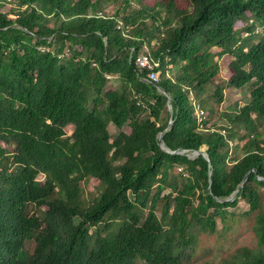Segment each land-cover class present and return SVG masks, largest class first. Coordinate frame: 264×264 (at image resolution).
Instances as JSON below:
<instances>
[{
    "label": "trees",
    "instance_id": "1",
    "mask_svg": "<svg viewBox=\"0 0 264 264\" xmlns=\"http://www.w3.org/2000/svg\"><path fill=\"white\" fill-rule=\"evenodd\" d=\"M259 27L264 0H0V264H178V249L213 234L240 200L255 243L193 264H264ZM111 75L121 90L106 86ZM223 85L247 101L219 110ZM190 91L217 102L201 121ZM162 132L188 152L164 150ZM197 150L208 158L188 155ZM180 167L185 182L172 175Z\"/></svg>",
    "mask_w": 264,
    "mask_h": 264
},
{
    "label": "rangeland",
    "instance_id": "2",
    "mask_svg": "<svg viewBox=\"0 0 264 264\" xmlns=\"http://www.w3.org/2000/svg\"><path fill=\"white\" fill-rule=\"evenodd\" d=\"M258 29L262 34L264 33V29H262L261 27H259ZM50 49L53 50V47ZM76 49L79 50V47H76ZM72 55H73V51L69 48V46H66V48H64V50L61 53L62 58L65 60L72 57ZM231 59L232 58L230 55H224L222 58L218 60V63L221 66V73L225 77H228L229 75L227 66L231 61ZM168 69L177 70L175 69V67L173 68L172 66H169ZM171 74L172 72L167 71L168 76H171ZM160 77H161V73H158V78L160 79ZM106 86L121 90V81L119 76L116 75L109 76V80ZM212 88H215V85H213ZM223 90H224V100L222 101L221 104H219L220 107L219 110H223L229 107H234L237 104L239 106H242L248 99V92L245 89H239L236 87H229L227 85H223ZM189 99L195 108L196 116L198 119H201L202 117L206 118L207 116V111H206L207 108L205 107L206 105L207 107L211 105L218 106L215 99H212L209 96L207 98V101L209 103L207 104V102L205 101L206 105L203 104L200 101V98H197L196 93L193 91H190ZM198 106L203 110V113L200 112ZM166 120L170 121V116L168 117L166 114H164L161 123H163ZM73 128H74L73 125H69L67 127L68 132L72 133ZM124 130L130 131V128L128 126H125ZM110 131L112 135L116 136L119 130L113 123H111ZM2 144L9 151V153L12 154L14 145H9L5 142H2ZM239 148H240L239 144L232 143L229 157L230 158L234 157L239 152L240 150ZM172 175L180 176V179L184 182L188 178L187 173L182 171L181 167L178 168L175 172H173ZM38 179L44 181L45 176L39 175ZM97 188L98 186L93 182L85 183L84 185L85 195L89 196L91 193L97 191ZM161 207L162 205H160L158 209L159 215H161ZM227 210H228V214L226 215L227 217L225 220H223L221 217H218L217 228L213 234L201 235L198 238L196 244L192 246L190 245L186 248L178 249V257H179L178 264L201 263L208 260L219 261L228 253V251L233 250L235 247L241 244L255 243V240H253L252 238V230H251L253 218L246 215V212L249 210V205L247 204V202L244 200H240L237 206L229 207ZM32 245H33L32 242L30 241L27 242L28 249ZM138 263L147 264L140 260L138 261Z\"/></svg>",
    "mask_w": 264,
    "mask_h": 264
},
{
    "label": "water",
    "instance_id": "3",
    "mask_svg": "<svg viewBox=\"0 0 264 264\" xmlns=\"http://www.w3.org/2000/svg\"><path fill=\"white\" fill-rule=\"evenodd\" d=\"M106 46H108V44L106 45ZM165 92V91H164ZM167 95H168V97H169V99H168V104H169V109H170V121H169V124H168V126H167V128H166V130L167 129H169L172 125H173V123H174V119H173V107H172V104H171V95L169 94V93H167ZM163 135H164V132H162L161 134H160V139H161V147L164 149V150H166L167 152H170V153H173V154H175V153H182V154H186L187 152H188V150L187 149H177V150H172L171 148H169L167 145H166V143L163 141ZM200 154H203L206 158H208V156H207V154H205L204 152H203V150H197V151H193L191 154H188L190 157H196L197 155H200ZM247 177V176H246ZM261 179H264V177H260ZM246 179V178H245ZM245 179H244V181H245ZM237 197V192L233 195V197L232 198H230L229 200H234L235 198ZM221 201H223L222 199H220Z\"/></svg>",
    "mask_w": 264,
    "mask_h": 264
},
{
    "label": "built area",
    "instance_id": "4",
    "mask_svg": "<svg viewBox=\"0 0 264 264\" xmlns=\"http://www.w3.org/2000/svg\"><path fill=\"white\" fill-rule=\"evenodd\" d=\"M139 64L141 67H146V68H149L150 69V72L148 74L149 78L151 80H154V81H158L159 78H158V72H156L154 70V66L148 61V59H146L145 57L141 58L140 61H139ZM158 64H156L157 66ZM198 109H200V112L203 113V110L198 106ZM204 118L202 117L201 119H199L200 121L203 120Z\"/></svg>",
    "mask_w": 264,
    "mask_h": 264
}]
</instances>
